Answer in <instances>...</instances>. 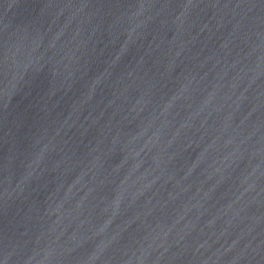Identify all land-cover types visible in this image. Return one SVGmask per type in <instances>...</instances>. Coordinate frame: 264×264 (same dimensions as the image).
<instances>
[{
  "label": "water",
  "instance_id": "obj_1",
  "mask_svg": "<svg viewBox=\"0 0 264 264\" xmlns=\"http://www.w3.org/2000/svg\"><path fill=\"white\" fill-rule=\"evenodd\" d=\"M0 264H264V0H0Z\"/></svg>",
  "mask_w": 264,
  "mask_h": 264
}]
</instances>
